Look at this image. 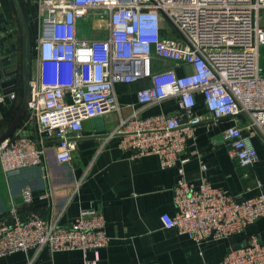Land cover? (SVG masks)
<instances>
[{"label": "built area", "instance_id": "1", "mask_svg": "<svg viewBox=\"0 0 264 264\" xmlns=\"http://www.w3.org/2000/svg\"><path fill=\"white\" fill-rule=\"evenodd\" d=\"M262 12L264 0H39L28 111L37 137L15 134L0 144L4 172L42 167L50 150L59 164L71 165L84 123L117 113L109 139L119 138L134 158L158 156L162 168L180 164L176 212L161 217L166 229L201 245L243 233L264 218V194L240 201L205 175L199 184L191 182L182 156L204 121L196 112L201 96L211 123H235L222 137L231 158L243 168L258 162L254 138L264 142ZM141 80L150 85L137 92V105L124 116L116 86ZM171 100L178 102L177 110L143 114ZM23 200L33 202L29 187ZM10 213L13 221L0 224V257L44 248L79 250L94 253L85 264H97L99 250L110 241L105 217L96 210L82 211L68 226L37 213L21 220L16 206ZM223 264H264V243L251 236L244 246L231 248Z\"/></svg>", "mask_w": 264, "mask_h": 264}, {"label": "crops", "instance_id": "2", "mask_svg": "<svg viewBox=\"0 0 264 264\" xmlns=\"http://www.w3.org/2000/svg\"><path fill=\"white\" fill-rule=\"evenodd\" d=\"M29 25L39 39V0H21ZM264 27V12L260 18ZM260 65L264 68V46L260 49ZM34 61L32 62V69ZM149 80L116 86L123 115L131 114L137 105V92L149 86ZM23 37L13 0H0V136L9 128L23 99ZM16 94V99L11 95ZM196 112L204 121L189 141L183 159L186 178L199 184L205 175L216 188L227 190L243 201L264 194V142L255 137L258 162L243 168L231 158L222 137L232 121L213 124L198 96ZM179 108L176 100L152 106L145 116L171 113ZM117 113L96 117L84 123L83 138H98L100 146L81 150L78 145L71 165L59 164L54 150L47 164L28 167L14 173L4 172L0 164V224L13 221L10 209L16 206L21 220L37 213L71 225L84 210H96L106 220L110 241L99 250L97 264H223L231 248L244 246L257 235L264 243V218L249 224L231 240L210 241L203 245L166 229L162 215H174V188L180 179V164L162 168L160 158L147 155L134 158L123 150L119 138H108L117 126ZM245 118L239 119L243 126ZM37 137L36 126L27 118L15 133ZM14 134V135H15ZM80 140V139H79ZM207 166L205 172L202 165ZM261 182L259 187L257 181ZM29 187L33 202L23 200ZM94 253L79 250L51 252L48 248L15 252L0 257V264H85Z\"/></svg>", "mask_w": 264, "mask_h": 264}, {"label": "water", "instance_id": "3", "mask_svg": "<svg viewBox=\"0 0 264 264\" xmlns=\"http://www.w3.org/2000/svg\"><path fill=\"white\" fill-rule=\"evenodd\" d=\"M13 4L20 22V28L23 37V99L17 111L16 116L11 122L9 128L0 136V144L14 136L20 128L23 118L30 109V102L33 95L31 87L32 77V34L28 19L26 17L24 7L21 0H13ZM98 138H83L77 141V145L81 150L96 148L100 146ZM237 248H240L238 246ZM235 248V249H237Z\"/></svg>", "mask_w": 264, "mask_h": 264}, {"label": "trees", "instance_id": "4", "mask_svg": "<svg viewBox=\"0 0 264 264\" xmlns=\"http://www.w3.org/2000/svg\"><path fill=\"white\" fill-rule=\"evenodd\" d=\"M27 17V16H26ZM31 34H32V60L35 59L36 52H35V45L37 42V36L34 34V29L30 26ZM29 117V113L25 115V117L22 120V123Z\"/></svg>", "mask_w": 264, "mask_h": 264}, {"label": "rangeland", "instance_id": "5", "mask_svg": "<svg viewBox=\"0 0 264 264\" xmlns=\"http://www.w3.org/2000/svg\"><path fill=\"white\" fill-rule=\"evenodd\" d=\"M84 32L86 34L90 35V27H89V25L85 24V26H84Z\"/></svg>", "mask_w": 264, "mask_h": 264}]
</instances>
